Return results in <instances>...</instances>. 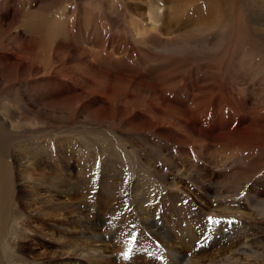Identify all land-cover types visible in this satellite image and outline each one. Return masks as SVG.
Here are the masks:
<instances>
[{"label":"bare ground","instance_id":"bare-ground-1","mask_svg":"<svg viewBox=\"0 0 264 264\" xmlns=\"http://www.w3.org/2000/svg\"><path fill=\"white\" fill-rule=\"evenodd\" d=\"M227 1H3L0 264H42L36 254L28 260L10 250L34 205L47 207L43 220L58 234L39 236L54 244L46 264H114L116 253L110 255L98 224L88 219L98 218L99 195L91 190L92 201L81 200L78 192L87 179L103 183L109 174L107 181L119 180L121 190L111 198L114 213L124 216L123 207L132 204L145 237H161L166 256L182 254L171 247L203 242L229 243L227 263L256 256L252 245L264 241V27L250 22L260 8L244 4L240 14L257 46L250 51L246 39L234 37L236 54L226 57L222 34L240 17ZM131 165L173 191L176 200L167 202L176 219L175 201L185 200L181 190L187 189L205 214L230 221L239 234L221 243L216 229L207 236L208 220L201 217L198 230L178 228L177 239L167 228L156 236L151 224L162 223L157 215L143 217L145 186L125 194L134 182L142 184L130 177ZM18 200L25 201V211ZM25 234L38 236L28 229Z\"/></svg>","mask_w":264,"mask_h":264},{"label":"rangeland","instance_id":"rangeland-1","mask_svg":"<svg viewBox=\"0 0 264 264\" xmlns=\"http://www.w3.org/2000/svg\"><path fill=\"white\" fill-rule=\"evenodd\" d=\"M3 1L6 2L8 0H0V6L4 4ZM233 1H235L236 3H234ZM244 4H247V8L250 7L251 9H254V11H257V9L260 8L262 13L252 12L250 14V22L254 27L260 26V25L264 27V0H242V1L241 0H230V1L225 2L224 5L227 9L228 8L229 10L234 9L232 10L234 13L235 11L237 12L239 10L237 13L240 15V17H238V20H237V22L239 23L235 22L232 25L233 28L232 27L227 28L226 33L222 34L223 39L226 40V48L224 51L226 57H228L229 54L230 56H233L236 54L232 50L231 40L236 39L238 37L240 39H243V41L241 42H244V40L246 39L244 43L247 45V49L250 51L255 50V47L257 46V45L255 46V43H254L255 37L251 34L249 26L247 24L245 25L244 23L243 14H240L241 13L240 9ZM244 16L245 18H247L246 12ZM240 22H242L243 24ZM229 29L231 30L229 31ZM262 30L264 31V29ZM260 42L264 43V41H260ZM230 51L232 52L230 53ZM224 72H225L224 73L225 75H228V74L230 75V73L227 72L226 68L224 69ZM261 106L264 107V104L262 103ZM225 109H227L226 111L228 112L234 111L233 113H235V110L233 106L231 105H227ZM128 169H129L130 177L134 176V181H136V179L137 180L142 179V181L140 182L142 184L139 185V183L134 182L132 189H130L129 187H126L125 194L130 193V197H131L133 195L131 192H134L136 188L138 189V191H140L145 186L144 192L146 194V197L144 200H147V198L148 200L146 201L147 204L143 205L145 208L143 217L146 218L147 216L149 219H151L152 217H154V215H157L162 223V224H159L160 223L159 222L157 224L156 222H152L153 224H151V225H154V230H156V234H155L156 236H159V235L163 236L164 234H162L163 233L162 229L167 228V230H170L172 232V236H174L177 239L180 237V233L177 232L178 228H181V229L196 228V230H198V228H200L199 221L201 217L204 218L205 221L208 220L207 225L210 227V229L209 231H207V236L211 235V232L214 229H216L215 231L216 234L214 238L218 241H221V243L222 241H225L224 239L225 238L227 239L229 235L234 236L236 234H239V233H236L239 230L230 221L224 218H219V217H216L213 219L209 215L205 214V212L202 211L203 207H201V205L196 201L198 199L195 196L191 195V192H189V190L187 189L181 190V194L183 195V198H185V200H183L182 202L175 201L178 203V204L177 203L175 204L179 205V210L181 213V216L177 217L176 219L175 216L169 213V210L172 207L168 205L169 203H172V201H170L169 203L167 202V200H176L173 198L175 197V194L173 193V191L165 189L163 184L156 182L152 176L148 174H146V176L142 175L141 172H139L141 169H138L136 165H131ZM135 169L137 170L135 171ZM85 170L86 172H88L85 174H88V175L92 174L91 168L89 170L85 168L83 169V172H85ZM117 175L118 174L116 173L112 177H117ZM110 178L111 177L109 174V176L106 177V181L103 183L102 181L92 182L90 181V179H87L86 182L80 184V187L78 188V192H80L79 194H80L81 200H89L86 192H89L91 190L95 192V194L99 195L97 198L98 201L96 200L97 202L95 201L94 203V208L95 210L98 211V215H97L98 218L97 219L93 218L92 214H90L88 215V219H90L91 221H95L98 224L96 225V228L100 230L99 232H100V235L102 236V240L104 239L105 243L108 244V246L106 245V247H108V250L110 248L109 250L110 255H114L116 253L114 257L112 256V258L115 259V261L117 262V263L115 262L114 264H195V263H198V264H233L232 261L228 263L226 261H223L224 259L223 257H227L231 255L229 243H225V245L220 244L218 246H212L213 242H208V243L203 242V244H197L196 247L195 246L191 247V244L186 243V246L184 245L181 247H178V246L171 247V249L179 250V254L181 251L182 254H180V256L178 257L177 256L174 257L173 255L166 256V254L164 253L165 249L162 246L161 237L155 238V240L148 239L145 237V235L147 236L149 234L147 231L143 230V227L139 224L138 220L135 219L136 213L134 210H132L133 208L132 204L126 203V205L123 207L127 215H125L124 213V216H119L117 212L114 213L113 211L114 202L112 201L111 198L115 196V194H121V190L119 189V184H117L119 180L107 181V180H110ZM82 180H85V179H82ZM194 189L197 191L195 187ZM129 190L131 191L129 192ZM20 191H21V186L20 187L17 186L16 188H14L15 193H20ZM81 193H85V194H81ZM245 193L246 191L244 190V192H242L241 195L233 197L232 200H240L244 196L243 194ZM132 200H143V199L133 198ZM89 201H92V200H89ZM23 202L25 203V201L18 200L21 210L25 211L27 208ZM183 204L187 205L188 208L183 206ZM161 205L162 206L166 205L165 208L167 209V211L165 208H162ZM34 206H36V211L33 213V215L31 217L26 215V219L27 221H29V224L27 225L28 227L27 226L24 227V229L26 228L25 229L26 231L24 232L22 228L18 230V237L16 236L17 242L15 244L14 243L11 244L10 250L12 251V253L16 254L17 257H18V254H22L23 257L30 260V258L36 254L38 257L37 259L40 260L37 262L42 263V264H46L47 262L51 263L50 260L52 258V252H54V248H53L54 244L49 243L47 241H43L39 236L47 232L51 233V235L54 237H58V234L56 231L49 232L50 229L49 227H47L46 225L47 223H45L47 221L43 220L42 215L46 213L47 207L45 205H40V206L34 205ZM164 209L166 212L164 211ZM129 216H131V218H129ZM154 219L156 220L155 217ZM178 222H182L179 225V227L176 224ZM166 224L169 225L170 227L165 226ZM27 229H28V232L29 230H31L33 233H36L38 236L29 235V238H28V234L27 235L25 234L27 232ZM217 231L220 232L218 235H217ZM249 232H252L254 236L262 235L260 234L262 232H259V231L257 232V231L249 230ZM139 237L141 238V240H143V243H139V244L136 243V240ZM70 238L73 239V237L70 234L66 235V239L68 241L71 240ZM129 239L131 240L132 244H130V241L127 242V240ZM209 240L212 241L211 239ZM236 242L240 243L238 242L237 239H236ZM251 248L256 252V256H252L248 258L247 262L245 261L246 263L244 261H241V264H248V263L258 264L259 262L262 263L263 261L262 258H264V241L262 242L260 241L259 245L253 244ZM7 249H8L7 252L9 253V248ZM13 249H14V252H13ZM183 255L186 256L185 259H187V257H190V259L188 258L189 259L188 262L186 260L181 259L182 258L181 256ZM115 257H117L118 259H116Z\"/></svg>","mask_w":264,"mask_h":264}]
</instances>
